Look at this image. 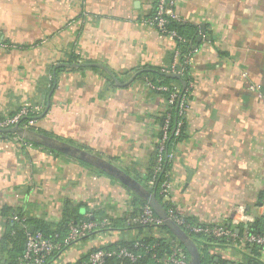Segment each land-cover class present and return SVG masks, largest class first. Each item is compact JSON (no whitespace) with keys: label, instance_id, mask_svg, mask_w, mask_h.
Segmentation results:
<instances>
[{"label":"crops","instance_id":"1","mask_svg":"<svg viewBox=\"0 0 264 264\" xmlns=\"http://www.w3.org/2000/svg\"><path fill=\"white\" fill-rule=\"evenodd\" d=\"M153 6L154 0H0V41L10 46L0 49V119L43 105L39 133L139 187L137 193L60 150L0 136V264L12 261L1 239L13 212L53 225L67 205L82 217L116 223L54 254L50 264H80L94 249L156 233L123 226L133 201L151 195L138 181L149 171L166 108L143 73L174 63V41L142 23ZM176 11L187 36L198 32L183 138L174 145V187L163 204L195 224L230 225L240 212L238 227L264 222V0H190ZM207 252L226 264H260V252L250 248L214 244Z\"/></svg>","mask_w":264,"mask_h":264},{"label":"built area","instance_id":"2","mask_svg":"<svg viewBox=\"0 0 264 264\" xmlns=\"http://www.w3.org/2000/svg\"><path fill=\"white\" fill-rule=\"evenodd\" d=\"M185 1L190 0H154L153 12L150 16L145 18L142 23L148 29L155 30L161 36L170 37L176 47L174 50V63L169 69H161L159 72L165 75H182L183 67L190 68L192 64V55L195 53V49L187 54L184 58L181 66L179 63L180 45H185L187 40L180 36L175 30H168L167 24L170 22L176 24H183V20L179 17L176 7ZM9 45L0 41V49H8ZM180 66V68H179ZM52 82L51 77L48 78L47 88L50 87ZM144 83L147 88L158 91L168 92V98L166 99V108L164 110V120L159 126V138L156 140V152L155 162L152 169L153 176L150 185H153L154 179L160 173L163 172L165 165H172L175 159L174 146L171 145L170 149H167L168 138L170 134V119L172 106L177 104V120L173 131L174 137L182 134V128L184 125V119L188 109V98L193 88V83L188 81L187 87L184 91H181L179 86L172 85L171 88L164 85H155L150 79H145ZM46 114V109L43 105H26L22 106L16 113L11 116L3 117L0 119V136L5 135L1 131L18 126L22 129L29 130L30 127H35L38 118L43 117ZM25 122L23 123V121ZM15 139L24 147L32 146V143L26 141L17 135H14ZM174 187L173 179L170 173H167L159 186V194L163 198L170 196ZM241 213V212H240ZM240 213H236L240 214ZM169 219H171L178 227L184 229L187 233L192 235H200L203 237L213 238L218 242L224 243L223 246L233 249H256L260 252V264H264V234H255L249 232L247 225L238 227L236 222V215L230 223L226 225L222 221H216L208 224H191L188 222L182 211L176 206H170L166 211ZM86 221L79 224L70 222L67 225V232L62 241H59L60 237L55 234L52 239H47L42 236L38 231L30 232V225L28 218L19 213L13 212L9 217V222L17 225V227L24 231L26 235L24 249L21 257L18 258L17 264H50L49 260L54 254L60 253L64 248L70 247L71 244L88 237L96 232L109 231L112 228L111 219L108 216L100 219H94L92 215L86 214ZM88 219V220H87ZM245 222L243 219L241 222ZM127 224L138 225L143 227H157L163 226V222L160 218L156 217L149 206H144L141 213L133 216L126 217ZM237 228V229H236ZM134 248H141L147 254L151 250L148 246L136 242ZM126 259L131 263L136 262L141 258L140 254H134L124 248L118 250H106L104 247H99L92 250L86 256V259L82 260L80 264H105L106 259ZM151 259L156 264H189V258L185 253L183 247L178 244H173L170 253L165 257L158 258L156 255H151ZM212 264V263H203Z\"/></svg>","mask_w":264,"mask_h":264},{"label":"trees","instance_id":"3","mask_svg":"<svg viewBox=\"0 0 264 264\" xmlns=\"http://www.w3.org/2000/svg\"><path fill=\"white\" fill-rule=\"evenodd\" d=\"M186 27V26H185ZM184 26L182 24H176L173 22H170L167 24V29L168 30H175L180 36H182L183 38H185L187 40V43L185 45H180V56H179V63L180 66L184 60V58L187 56V54H189L192 49L193 46L196 43V39H197V32L198 30H195L194 33H191V35H186L183 31ZM197 31V32H196ZM179 66V68H180ZM61 69H63L62 67H59L56 69V71H60ZM144 75L149 76L148 78H151L154 83L155 80L158 79L159 80V85H164L167 86L169 88L172 87V85H176L179 86V88L181 89V91H184V89L187 87V83L190 80V76H189V69L183 67L182 70V75L179 76V78H173L170 77L168 75L165 74H161L158 71H151V70H145ZM152 81V82H153ZM171 83H176V84H171ZM52 87V86H51ZM50 87V88H51ZM164 99L166 100L168 98V92H161ZM171 114V119H170V134H169V138H168V143H167V149H170L171 145H175L176 143H178L179 141L182 140L183 138V133H184V125L182 128V134H180L177 137H174L173 135V131L175 128V123L177 120V104H174L172 106L171 111H169ZM26 119H24L23 123L25 122ZM40 120V118H38L36 120V122H38ZM164 120V113H162L159 117V124L161 125L162 122ZM159 125V126H160ZM29 131H34L39 133V130L36 129L35 127H30ZM41 134V133H39ZM5 137L8 138H12L15 137L14 134H5ZM159 138V135L157 137V139ZM32 143V142H31ZM37 146L36 144H33ZM52 151V150H51ZM54 152V151H53ZM155 152H156V145L154 148V152H153V156L151 158V162H150V168L148 173L146 174L144 180H139L138 182L142 184V187L144 189L147 190L148 193L151 194H155V199L157 201V203L165 210V212L168 210V206H165L163 204V197L162 195L159 194V186L161 181L164 179L165 175L167 173H170L171 171V165L167 164L164 167V170L162 173H160L158 176L155 177L154 179V183L153 185H150L151 180H152V176H153V172L152 169L154 167V162H155ZM144 206H149L148 202L145 200H134L133 201V209L131 212V215L129 217H133L136 216L138 214L141 213V210ZM150 207V206H149ZM154 213V215L156 217L159 218L156 210L152 207H150ZM12 215V213L9 214V217ZM94 219H100V218H95ZM88 220V219H87ZM83 221H86V218L82 217L79 214V209L78 207L75 208H70L69 206H65L60 222H58L57 224H47L44 222H29V225H33L34 226V230L38 231L42 234V236L44 238L47 239H52L54 237L55 234H58L60 239L59 241H62V239L65 237L66 232H67V225L70 222L79 224ZM112 222V228H114L116 225V223L114 222L113 219H111ZM191 224H195L192 221H189ZM123 226L125 228H133V229H140V228H151L152 227H143V226H138V225H131V224H127L126 219L123 220ZM264 227V222H258L255 223L253 225H249L247 226L249 232L251 233H255V234H264L261 233V228ZM179 230L181 232H183L186 236H188L196 245L198 254H199V258H200V263H212V264H226L224 261H217L215 258H213L212 256H209L208 254V249L211 248L212 246H214V244H219V245H223L224 243L222 242H218L213 238H208V237H203V236H198V235H192L187 233L184 229L179 227ZM151 231V230H149ZM156 233H150L151 235L149 236H142L136 239H133L132 241H120L117 242L115 244L109 245V246H105L104 248L106 250H118V249H126L134 254H140L141 258L138 259L136 262L131 263L130 261L123 259H116V258H108L105 261V264H156L152 259H151V255H156L158 258L160 257H165L170 253L171 247L173 244H178L181 247H183L185 253L187 254L188 258H189V262H190V255L189 252L185 249V247L183 246V244L181 243V241L179 240V237L177 236L176 233H174L171 229H169L167 226H160L156 228ZM25 239H26V235L24 233V231L20 230L17 225L13 224V226L10 228L9 233H7L2 239H1V248L4 250V248L9 245L11 246V250H12V254L13 256L11 257L10 264H17V260L19 257H21L22 253H23V249H24V244H25ZM140 243L143 246H148L151 248V250L149 251V253H145L143 249L141 248H134V243ZM256 252H258V250L254 249ZM191 264V262L189 263Z\"/></svg>","mask_w":264,"mask_h":264},{"label":"water","instance_id":"4","mask_svg":"<svg viewBox=\"0 0 264 264\" xmlns=\"http://www.w3.org/2000/svg\"><path fill=\"white\" fill-rule=\"evenodd\" d=\"M168 76L173 77V78H179L178 75H174V74H171ZM1 132L5 133V134L9 133V134L17 135L18 137H20L26 141H30V142H33L35 144L42 145L44 147H49L51 149L60 150V151L67 153L68 155H71V156H73L79 160L88 162L95 167L103 169L109 175L116 178L118 181H120L122 184L126 185L130 189L136 191L137 193L139 192V187L136 185V183L132 179H130L129 177L125 176L124 174L118 172L111 165H109L105 162H102L95 157H90L88 155H84L83 153L77 151L76 149H72V148L71 149H69V148L65 149L64 147H62V145H59L58 143H55V144L51 143V141L42 134H39V133L34 132V131L25 130V129H22L18 126H15L13 128L7 129V130H3ZM143 198H147V197L144 196ZM147 202H148L150 207H152L156 210L159 218L163 222V225L167 226L169 229H171L174 233L177 234V236L179 237V240L181 241V243L183 244L185 249L189 252L191 264H201L195 243L188 236H186L183 232H181L179 230V227L171 219L168 218L165 210L157 203L154 193L149 196ZM32 231H34V227L30 226V232H32Z\"/></svg>","mask_w":264,"mask_h":264}]
</instances>
